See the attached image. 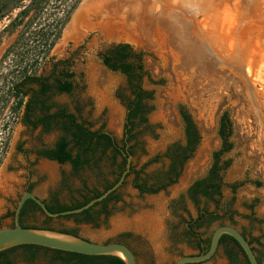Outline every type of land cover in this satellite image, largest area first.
Wrapping results in <instances>:
<instances>
[{"label": "rangeland", "instance_id": "obj_1", "mask_svg": "<svg viewBox=\"0 0 264 264\" xmlns=\"http://www.w3.org/2000/svg\"><path fill=\"white\" fill-rule=\"evenodd\" d=\"M29 1L0 0V55L10 44L24 43L0 60V177L9 179L7 194H0V227L12 226V213L27 180L38 199L48 201L54 196L60 204L69 205L81 201L87 190L101 191L114 179L115 171L109 152L104 156L97 152L95 163L90 161L76 172L67 163L35 158V148L49 145L63 133L58 126L51 125L44 132L39 125L25 123L23 105L36 86H23L25 93L14 98L10 86L18 80V68L27 67L32 75L49 82L60 69L70 72L72 90L49 93L43 99L49 113L63 108L90 130L102 129L120 141L125 103L132 98L130 88L135 82L128 84L123 74L110 71L101 62L107 49L120 44L138 55L139 87L149 97L142 100L146 123L135 122L134 138L128 144L133 153L132 169L142 168L140 178L148 185L160 184L168 167L164 153L172 145L184 144L180 107L198 133L194 150L177 169L173 183L155 194L138 193L131 186L133 175L126 176L115 192L116 200L106 204L107 214L98 212L92 223L79 221L80 217H45L35 212L25 216L23 224L74 230L78 237L93 242L125 243L136 264H173L181 256L196 255L185 223L199 211H206L218 218L192 229L200 239L209 240L217 226H233L246 238L256 240L251 246L264 264V0H138L146 16L161 18L165 46L153 39L113 41L93 29L78 38L64 37L79 0L62 22L51 48L42 55L38 47L20 66V50L37 45L32 33H46L65 15L72 0H43L36 15L31 8L18 16ZM12 19L16 22L7 26ZM36 54L39 60L29 66ZM17 101H21L19 107ZM223 113L231 125L227 138L231 147L219 156L220 196L210 199L197 195L192 199L188 188L206 177L212 153L220 147L217 130ZM38 116L36 107L30 119ZM42 162L48 164L47 169L40 167ZM98 209L99 205L93 210ZM225 249L235 254L233 264H245L231 243L219 245L202 264H231ZM7 258L11 264H61L51 262L50 254L41 250L32 260L23 249L8 253Z\"/></svg>", "mask_w": 264, "mask_h": 264}, {"label": "trees", "instance_id": "obj_2", "mask_svg": "<svg viewBox=\"0 0 264 264\" xmlns=\"http://www.w3.org/2000/svg\"><path fill=\"white\" fill-rule=\"evenodd\" d=\"M78 1L79 0H72L67 7V10L65 11V15L61 19H59V21H54V25L50 26L51 29L49 28L46 33H32V36H34V38H37V45L35 49H30V46H27L26 48L20 50L21 53L18 56V63L20 64V66L26 55L30 56V53H35L38 50V47L41 50H38V52L42 55H44L51 48L53 42L58 37L60 28L63 24L62 22L66 20L68 13L75 7ZM43 3V0H30L28 6L25 9L21 10L18 13V16H24L27 13V10L31 8H33L36 15L42 9V7L38 5H41ZM31 19L32 18H30L27 22L31 23ZM15 22L16 21L14 19L11 24ZM40 41L41 44H38ZM15 43L16 44H12L9 49H7L4 56L13 53L14 51H16V48L18 46H23L24 44L21 42ZM37 54L36 56L34 55V59L30 60L31 63L29 66L36 65L37 60H39ZM138 60V55L129 53L128 46L120 44L107 49L101 58L102 64L107 69L114 72L119 71L127 78L128 84H132L133 82H135L133 88H130V94L132 95V98L125 103V117L120 141L115 140V138L112 137L110 133H104V130L102 129L90 130V128L87 127L83 122L77 121V118L74 114L66 112L65 110L59 109L51 114L48 113L49 107L44 104L43 99L49 93H69L72 90V83L70 81V79L72 78V74L70 72L65 69H60L56 75H51V77L54 76V78H52V80L49 82L48 78L32 75L27 67L21 66L18 68V80L12 83V85L10 86V91L13 93L14 98L19 99V96L25 93V91H22L21 88L27 84L35 85L37 88L36 91H32L31 98L23 105V119L25 123L30 125L31 127L42 125L44 130H48L51 125L58 126L63 133V135L55 144L53 150L42 152V156L58 164L68 163L71 166L72 170L76 172L83 167H87L90 161L95 163L97 161V159H95V154L97 152L100 154V156H104L107 152H109L111 154L110 162L112 165H115V171L113 172L114 179L111 182L106 183L101 191L87 190V194L82 196L81 201H77L73 205H62L54 199L53 206L46 207L49 212H61L81 207L89 200L98 197L101 193L110 188L117 181L121 172L124 170L126 157L122 156L121 152L124 149L125 145L129 144L130 141L134 138L132 130L135 126V122L137 121L139 124L146 123L145 113L147 111L145 106L142 104V100L149 97L148 94L142 91L139 87L141 66L139 65ZM20 102L21 101H17V107L20 106ZM36 107L38 108L39 113H41L42 116L36 120H31L30 113ZM178 115L182 126L184 144L172 145L164 153V157L168 160V167L161 180L165 182L163 183L160 180L158 181L160 182L158 186L148 185L145 180H142L140 178L142 168L134 171L132 169V166L130 165L129 172L126 174V176H128L129 174L133 175L131 186L140 194H155L173 183L174 179L178 175L177 169H180L182 167L183 163L187 160L198 142V133L189 114L186 112V110L180 107L178 110ZM230 126V121L227 115L225 113L220 115L217 130V135L220 140V147L217 151L212 153V164L207 172L206 177L204 179L193 182L188 188L187 191L188 193H190V197L192 199H195L197 195L210 199L214 196H220L218 161L219 156L222 153L228 151L231 147V144L227 141L230 133ZM131 148L132 147L128 145L127 152L130 156H132L133 154ZM73 151L74 153H72ZM117 159L119 160L118 163H116ZM255 184L256 186H259L258 183ZM115 192L116 191L111 192L101 202L95 203L91 207L83 210L78 214L66 215L64 217L76 218L77 216H83L79 221L92 223L94 220V215H92L91 211L94 209V207L99 205L101 206L100 212L106 215V204L111 200H116ZM34 206L37 210H40L38 206ZM204 214H206L207 216L206 221H203V214H201L200 211L197 213L195 220L196 223H193L196 229L199 228L203 224V222H206V224H210L218 218L214 213ZM75 221L78 222L77 219ZM66 233L75 235L74 230H67ZM186 235L192 237L194 241H199L198 234L195 235L186 231ZM246 240L248 241V244L250 246L252 245V242H256L255 239L253 240L246 238ZM208 242V239L202 241L204 245L202 252L206 251ZM228 243L233 244L241 253L239 247L230 237L221 235L218 241V246H227ZM18 248L23 249L28 259L30 260H32L35 254L41 250L50 254L51 262L59 261L61 264H123L120 259L112 256H86L75 253L62 252L58 250H51L34 245H22L0 252V264H11L7 258V254ZM251 249L254 252L252 246ZM224 254L231 264L236 262L235 254L232 252V250L225 249ZM241 255L243 257L242 253ZM255 257L257 262L260 264L259 258L256 256V254ZM243 259L245 261V264H247L244 257Z\"/></svg>", "mask_w": 264, "mask_h": 264}, {"label": "water", "instance_id": "obj_3", "mask_svg": "<svg viewBox=\"0 0 264 264\" xmlns=\"http://www.w3.org/2000/svg\"><path fill=\"white\" fill-rule=\"evenodd\" d=\"M103 132L108 133L107 131ZM122 155L126 157L125 165L124 170L121 172L117 181L98 197L89 200L81 207L61 212H49L40 199H38L33 193L24 192L14 207L12 226L0 227V252L22 245H34L51 250L86 256H112L120 259L123 264H136L132 251L122 243L93 242L62 231L40 227H23L18 222L19 211L26 199L32 200L47 217L78 214L95 203L101 202L107 195L116 191L122 185L126 174L129 172L131 156L124 152H122ZM221 235L230 237L236 243L247 264H259L246 238L236 228L230 225H220L212 230L206 251L196 255L181 256L177 258L173 264H197L209 260L217 249L218 241Z\"/></svg>", "mask_w": 264, "mask_h": 264}, {"label": "bare ground", "instance_id": "obj_4", "mask_svg": "<svg viewBox=\"0 0 264 264\" xmlns=\"http://www.w3.org/2000/svg\"><path fill=\"white\" fill-rule=\"evenodd\" d=\"M137 1L135 6H132V0H81L82 5L79 3L77 8H80L74 10L75 15L72 14L73 18L71 16L72 20L70 18L71 22L64 31V37L78 38L82 32L87 33V29H93L113 41L136 43L142 39H153L158 41L159 45L165 46L164 31L159 24L161 18L159 15L153 16L154 18L146 16L145 7ZM40 167L47 169L48 164L42 162ZM8 180L4 176L0 177V194L8 192Z\"/></svg>", "mask_w": 264, "mask_h": 264}, {"label": "flooded vegetation", "instance_id": "obj_5", "mask_svg": "<svg viewBox=\"0 0 264 264\" xmlns=\"http://www.w3.org/2000/svg\"><path fill=\"white\" fill-rule=\"evenodd\" d=\"M30 2V1H29ZM29 4V3H28ZM25 7H23L21 10H23ZM20 10V11H21ZM19 11V12H20ZM18 12V13H19ZM75 15V14H74ZM73 15V16H74ZM73 18V17H72ZM72 20V19H71ZM14 21V19H12V20H10V22L8 23V25L7 26H9L12 22ZM6 26V27H7ZM11 46V44L9 45V46H7L6 47V49L2 52V54L0 55V60L2 59V56L6 53V51H7V49H9V47ZM129 53H131L132 54V52L129 50ZM102 62V61H101ZM56 75V74H55ZM53 78H54V76H53ZM36 90H37V88H36ZM35 90V91H36ZM30 98H31V96H30ZM29 98V99H30ZM39 106V105H38ZM47 106V105H46ZM49 107V106H48ZM59 109H62V110H65V109H63V108H60V107H58V108H56L53 112H55V111H57V110H59ZM66 111V110H65ZM53 112H51V113H53ZM67 112V111H66ZM48 113H49V110H48ZM50 113V114H51ZM42 116V114L41 113H39V116H38V118L39 117H41ZM125 117V116H124ZM38 118H36V119H38ZM36 119H34V120H36ZM40 126V130L41 131H46V130H44V128L42 127V125H39ZM61 137V136H60ZM60 137H57L54 141H52L49 145H44V144H42V145H40L38 148H35V150H34V156H35V158H41V159H43V160H45V161H50V160H48V159H46L44 156H42V152H46V151H51V150H53V148H54V146H55V144L57 143V141H58V139L60 138ZM113 137V136H112ZM116 140V139H115ZM127 147H128V144H126L125 145V147H124V149L122 150V152H124V153H126V154H128V152H127ZM68 148V147H67ZM121 152V153H122ZM123 156V155H122ZM125 157V156H124ZM68 164V163H67ZM69 165V164H68ZM69 167H70V169L72 170V168H71V166L69 165ZM24 192H31L32 193V190H31V183H30V181L29 180H27V181H25V183H24V185H23V191H22V193L20 194V196L24 193ZM20 196L18 197V200H19V198H20ZM37 197V196H36ZM38 198V197H37ZM82 198V197H81ZM56 200L57 202H58V200L54 197V196H50L49 198H48V201H43V200H40L43 204H44V206L45 207H52L53 206V204H54V201L53 200ZM17 200V201H18ZM79 202V201H78ZM17 203V202H16ZM59 203V202H58ZM60 204V203H59ZM74 203H72V204H69V205H73ZM16 205V204H15ZM34 205H36L32 200H30V199H26L24 202H23V204H22V207H21V209H20V211H19V216H18V222H19V224L21 225V226H23V227H35V225H33V226H29V225H24L23 224V218L25 217V216H30L31 214H33V213H35V212H40V213H42V211L41 210H37L36 208H35V206ZM37 206V205H36ZM100 210H101V206H100V209H98L97 211H94V210H92L91 211V213H92V215H96V213H98V212H100ZM201 212V214H203V221H206V219H207V216H206V214H204V213H207L206 211H200ZM43 214V213H42ZM44 215V214H43ZM45 216V215H44ZM197 216V215H196ZM196 216H195V218H193V219H190L189 221H187L186 223H185V232L187 231V232H190V233H192V234H197V233H195V232H193L192 231V229L194 228V226L195 225H193V223L195 224L196 222H195V220H196ZM45 217H47V216H45ZM77 217H80V218H82L83 216H77ZM12 218H13V213H12ZM13 224V223H12ZM38 227V226H37ZM40 227H43V226H40ZM49 229H51V228H49ZM58 231H67V230H58ZM76 236H77V234H75ZM198 240L200 241H194L195 242V245H196V249H197V252H196V254H200V253H202V249H203V247H204V245H203V243H202V239H200V238H198ZM199 242V243H198ZM122 244H124L125 246H127L125 243H122ZM128 247V246H127ZM129 248V247H128ZM217 248H218V246H217ZM18 249H20V248H18ZM130 249V248H129ZM131 250V249H130ZM217 250V249H216ZM132 251V250H131ZM133 253V252H132ZM133 255H134V253H133ZM135 257V256H134Z\"/></svg>", "mask_w": 264, "mask_h": 264}]
</instances>
